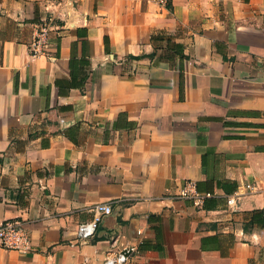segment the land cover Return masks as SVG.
<instances>
[{
  "label": "crops",
  "instance_id": "crops-1",
  "mask_svg": "<svg viewBox=\"0 0 264 264\" xmlns=\"http://www.w3.org/2000/svg\"><path fill=\"white\" fill-rule=\"evenodd\" d=\"M48 3L0 0V224L26 221L33 247L0 264L130 244L142 264H264V0ZM47 8L58 30L32 56ZM99 203L113 213L78 239Z\"/></svg>",
  "mask_w": 264,
  "mask_h": 264
},
{
  "label": "built area",
  "instance_id": "built-area-1",
  "mask_svg": "<svg viewBox=\"0 0 264 264\" xmlns=\"http://www.w3.org/2000/svg\"><path fill=\"white\" fill-rule=\"evenodd\" d=\"M56 4L58 7L69 3L71 0H49L48 4ZM157 5L168 7L172 0H152ZM47 4V6H48ZM58 10V9H56ZM47 8V16L38 24V30L30 44L32 56L46 55L54 34L57 32V11ZM179 198L190 199L198 208H202L204 200L210 194H202L198 191L197 185L193 181H186L180 189ZM229 205L236 204V198L228 200ZM112 204L99 203L92 206L91 218L78 224L77 236L80 240H88L96 236L97 230L103 220L113 213ZM0 248L20 253H28L33 250L32 238L26 221L22 219L6 220L0 224ZM139 249L135 244H130L122 248L112 246L102 264H142L138 256Z\"/></svg>",
  "mask_w": 264,
  "mask_h": 264
},
{
  "label": "trees",
  "instance_id": "trees-1",
  "mask_svg": "<svg viewBox=\"0 0 264 264\" xmlns=\"http://www.w3.org/2000/svg\"><path fill=\"white\" fill-rule=\"evenodd\" d=\"M171 7V3L169 4L168 8ZM152 42L153 44L155 45V51L149 55L150 58H153L155 57V55L157 54V50L159 49L160 47V44L165 40L167 39L165 33L163 32H158V33H154L152 35ZM169 44L171 43L170 40H168ZM106 43H108V40L106 38ZM168 44V51H171L172 49V52L179 56L182 60H185L186 59V56L183 52V46H181L180 44H176V43H173L172 44V47ZM130 58L132 59H138L140 57H134V56H131ZM180 84H183V79H184V74H183V66L180 67ZM85 82L84 79H82L81 83L80 84H83Z\"/></svg>",
  "mask_w": 264,
  "mask_h": 264
}]
</instances>
